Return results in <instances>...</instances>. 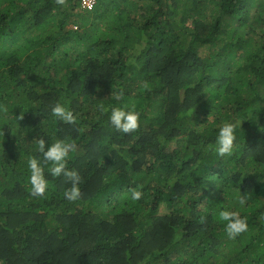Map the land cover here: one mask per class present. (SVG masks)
<instances>
[{
  "label": "trees",
  "instance_id": "1",
  "mask_svg": "<svg viewBox=\"0 0 264 264\" xmlns=\"http://www.w3.org/2000/svg\"><path fill=\"white\" fill-rule=\"evenodd\" d=\"M41 138L75 144L78 200L47 163L31 194ZM0 264H264V0H0Z\"/></svg>",
  "mask_w": 264,
  "mask_h": 264
},
{
  "label": "clouds",
  "instance_id": "2",
  "mask_svg": "<svg viewBox=\"0 0 264 264\" xmlns=\"http://www.w3.org/2000/svg\"><path fill=\"white\" fill-rule=\"evenodd\" d=\"M98 1V0H97ZM97 4V3H96ZM51 114L66 123H72L75 119L73 112L63 104L57 103L51 108ZM109 120L111 125L122 133L134 132L139 127V113L125 109L123 107H112ZM235 125L231 122H224L218 129L215 138V152L223 157L230 153L234 147ZM39 152L42 154V160L39 157H32L28 160V169L30 172L29 183L31 185V194L36 197L43 196L48 189V181L45 177V163L49 165L48 172L53 177H65L71 186L65 190L64 197L68 201H76L80 198L81 190L79 187L80 176L66 167L67 158L71 151L75 150V144L64 140H56L47 143L43 138L38 141ZM131 199L139 200L142 192L130 189ZM240 205L246 203V198H239ZM219 219L224 222V230L229 238H235L248 230L246 218L239 212L222 208L219 210Z\"/></svg>",
  "mask_w": 264,
  "mask_h": 264
},
{
  "label": "built area",
  "instance_id": "3",
  "mask_svg": "<svg viewBox=\"0 0 264 264\" xmlns=\"http://www.w3.org/2000/svg\"><path fill=\"white\" fill-rule=\"evenodd\" d=\"M97 3V0H82V4L85 8L91 10Z\"/></svg>",
  "mask_w": 264,
  "mask_h": 264
},
{
  "label": "rangeland",
  "instance_id": "4",
  "mask_svg": "<svg viewBox=\"0 0 264 264\" xmlns=\"http://www.w3.org/2000/svg\"><path fill=\"white\" fill-rule=\"evenodd\" d=\"M239 52H241V51H239ZM174 142H176V141H174ZM174 142H173V144H174Z\"/></svg>",
  "mask_w": 264,
  "mask_h": 264
}]
</instances>
